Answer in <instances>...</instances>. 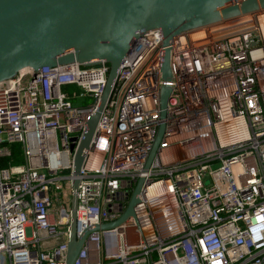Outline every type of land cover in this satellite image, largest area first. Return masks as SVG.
<instances>
[{
	"label": "built area",
	"instance_id": "1",
	"mask_svg": "<svg viewBox=\"0 0 264 264\" xmlns=\"http://www.w3.org/2000/svg\"><path fill=\"white\" fill-rule=\"evenodd\" d=\"M235 16L223 25L251 22L224 30L204 24L168 44L159 28L139 31L76 187L74 152L109 62L25 66L0 80V264H66L72 211L77 235L116 219L139 177L135 214L90 231L73 264H264V10ZM69 84L74 88L64 90ZM164 84L171 90L161 117ZM75 97L89 100L73 104ZM161 121L159 147L145 169ZM13 143L21 144L22 161L2 165Z\"/></svg>",
	"mask_w": 264,
	"mask_h": 264
},
{
	"label": "water",
	"instance_id": "2",
	"mask_svg": "<svg viewBox=\"0 0 264 264\" xmlns=\"http://www.w3.org/2000/svg\"><path fill=\"white\" fill-rule=\"evenodd\" d=\"M259 8L264 10V0H0V80L25 66L36 71L43 65L72 60L105 58L109 62L104 90L74 152L72 185L76 187L85 149L90 145L119 64L139 31L159 28L163 43L168 44L173 35ZM162 72L165 79L170 78L168 47L164 50ZM170 90L168 84L161 86V117L165 116ZM164 125L161 121L158 126L145 169L156 156ZM73 146L71 143L70 148ZM144 180L137 179L125 210L116 219L90 225L79 235L72 211L66 264H73L90 231L118 227L127 216L135 214L134 205L139 201Z\"/></svg>",
	"mask_w": 264,
	"mask_h": 264
},
{
	"label": "rangeland",
	"instance_id": "3",
	"mask_svg": "<svg viewBox=\"0 0 264 264\" xmlns=\"http://www.w3.org/2000/svg\"><path fill=\"white\" fill-rule=\"evenodd\" d=\"M240 13H243V12H240ZM234 17V16H233ZM236 17V16H235ZM231 18V17H230ZM230 18H228V19H230ZM237 19V18H236ZM236 19H234V20H236ZM233 20H230V21H227V22H224V21H222V20H220V21H218L217 22V24H215V26H217V25H219V26H221V25H223V24H227V23H231ZM219 23V24H218ZM223 23V24H222ZM74 88V85H72V84H69V85H66V86H64L63 87V89L64 90H67V91H71L72 89ZM73 100V99H72ZM89 100V99H88ZM83 103V102H82ZM12 149H13V151H14V155H21V153H22V147H21V144L20 143H14L13 145H12ZM9 157L10 156H7L6 157V159L7 160H9ZM3 158H5V157H3ZM218 163H220V161L219 162H214L213 163V166H216V165H218ZM7 164V163H6ZM2 165H4V163H2ZM62 192H63V194H67L68 193V191L67 190H62ZM56 201H61V199H58V200H56Z\"/></svg>",
	"mask_w": 264,
	"mask_h": 264
},
{
	"label": "trees",
	"instance_id": "4",
	"mask_svg": "<svg viewBox=\"0 0 264 264\" xmlns=\"http://www.w3.org/2000/svg\"><path fill=\"white\" fill-rule=\"evenodd\" d=\"M73 100H72V103L73 104H79V103H84V102H86V101H88V98L87 97H82V98H77V97H75V98H72ZM14 144V143H13ZM13 144H11V148H12V145ZM12 155L9 157V160H7L6 159V157L5 158H2L1 159V161H2V163H4V165L6 164V163H8L9 161H11V162H13V163H20L21 161H22V158H21V156H19V155H14V151H13V149H12Z\"/></svg>",
	"mask_w": 264,
	"mask_h": 264
},
{
	"label": "bare ground",
	"instance_id": "5",
	"mask_svg": "<svg viewBox=\"0 0 264 264\" xmlns=\"http://www.w3.org/2000/svg\"><path fill=\"white\" fill-rule=\"evenodd\" d=\"M246 19H249V17H246V18H243V19H240V20H236L234 23H237V24H232V25H230V26H226V25H222V26H220V27H223V26H225V27H223V28H221V30H224V29H229V28H232V27H236V26H239V25H243V24H246V23H249V22H251V21H244V20H246ZM240 21H243V22H240ZM223 24V23H222ZM217 26H219V25H217ZM261 28H262V31H263V33H264V21L263 20H261ZM202 145H204V143H202ZM164 153H166V156H164L165 158H170L171 156H169V155H171V151H169V150H164ZM176 154V153H175ZM157 183H153L152 185H151V188H153L155 185H156Z\"/></svg>",
	"mask_w": 264,
	"mask_h": 264
}]
</instances>
